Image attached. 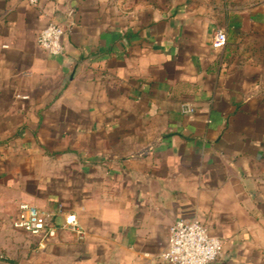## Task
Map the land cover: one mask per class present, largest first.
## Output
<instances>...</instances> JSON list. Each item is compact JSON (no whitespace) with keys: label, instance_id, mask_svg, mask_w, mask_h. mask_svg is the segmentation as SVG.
Wrapping results in <instances>:
<instances>
[{"label":"crops","instance_id":"obj_1","mask_svg":"<svg viewBox=\"0 0 264 264\" xmlns=\"http://www.w3.org/2000/svg\"><path fill=\"white\" fill-rule=\"evenodd\" d=\"M21 204L85 238L41 249ZM181 219L264 264V0H0V264H167Z\"/></svg>","mask_w":264,"mask_h":264},{"label":"built area","instance_id":"obj_2","mask_svg":"<svg viewBox=\"0 0 264 264\" xmlns=\"http://www.w3.org/2000/svg\"><path fill=\"white\" fill-rule=\"evenodd\" d=\"M37 5L40 0H28ZM63 27L49 23L38 37L39 46L51 56H60L64 53L62 37ZM227 36L223 30H218L212 46L219 50L226 45ZM184 114H191L194 109L185 104L182 106ZM13 226L16 230L26 232L40 239L39 247L45 249L57 238L61 231H70L79 239L85 238V231L76 217L69 215L64 222L57 225L53 222L50 213L42 211L30 204H21ZM223 242L210 235L208 229L198 219L178 220L171 229L167 249L160 254V259L167 264H212L223 254Z\"/></svg>","mask_w":264,"mask_h":264}]
</instances>
